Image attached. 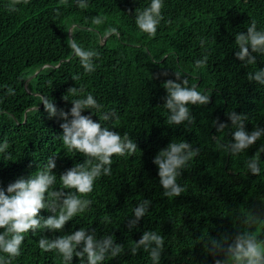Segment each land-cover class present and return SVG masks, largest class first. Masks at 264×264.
Listing matches in <instances>:
<instances>
[{"label": "trees", "instance_id": "16d2710c", "mask_svg": "<svg viewBox=\"0 0 264 264\" xmlns=\"http://www.w3.org/2000/svg\"><path fill=\"white\" fill-rule=\"evenodd\" d=\"M150 3L0 0V148L6 141L9 145L0 152V185L5 191L9 183L46 167L49 157L56 164L53 188L60 190V175L86 160L67 150L61 138L64 120L58 114L50 117L45 99L58 113H70L72 100L90 93L103 105L92 118L101 122L100 115L108 114L102 126L127 133L137 145L134 153L113 156L111 175L98 178L94 191L84 197L92 200L88 210L68 222L64 232L37 229L25 234L21 254L11 264H64L57 252H42L38 240L81 227L88 234L95 229L97 239L113 236L99 264H235L228 249L237 237L255 235L257 242H264V82L255 78L264 71V53L249 46L255 64L235 55L240 50L237 33L247 34L253 20L256 30L264 31V0H163V20L154 37L135 22L137 10ZM70 40L96 53L90 58L95 71H85ZM205 55L206 66L196 68V60ZM185 78L210 100L189 104L194 119L168 124L171 110L164 107V82L182 83ZM81 87L77 95L68 92ZM232 113L241 119L234 123ZM241 123L246 133L261 135L234 152V134ZM174 141L187 142L198 152L177 177L185 191L169 198L153 161ZM252 164L258 172H252ZM145 200L146 212L137 218L134 210ZM51 214L41 211L45 218ZM145 232L163 237L158 259L150 256L155 242L148 251L141 246L132 252ZM116 245L123 252L111 257ZM77 250L82 251V245ZM69 264L82 262L74 255Z\"/></svg>", "mask_w": 264, "mask_h": 264}, {"label": "clouds", "instance_id": "9594fccd", "mask_svg": "<svg viewBox=\"0 0 264 264\" xmlns=\"http://www.w3.org/2000/svg\"><path fill=\"white\" fill-rule=\"evenodd\" d=\"M16 2L19 3L20 0H16ZM23 2L27 3L28 0H23ZM163 7V0H151L150 5L143 11L137 10L135 22L138 28L154 37L161 20H163ZM94 23L99 24L101 21L95 19ZM235 44L240 49L235 55L240 60H245L247 57V64H255L256 57L252 56L249 46L252 52L264 53V31H257L256 21L253 20L247 34L242 32L236 34ZM69 45L74 49V54L80 59L85 71L89 73L95 71L90 58L96 53L84 51L81 47H77L72 40L69 41ZM207 62L208 56L205 55L203 59L196 60L195 66L203 68ZM175 74L179 79L180 74ZM255 78L264 82V71L258 72ZM249 79H252L251 74H249ZM163 86L168 92L164 107L171 110V114L167 118L168 124H180L183 121L194 119L190 115L189 104L204 105L210 100V95L202 94L203 92L198 90L196 85L189 86L186 78L182 83L168 79ZM78 91L83 92V88L81 87L79 90L70 88L68 92L77 95ZM9 93H13L11 88H9ZM64 99H68L66 95ZM43 104L50 117L58 114L63 118L64 123L60 125L63 129L61 138L67 150L83 154L86 160L84 163H76L60 175L62 185L60 190L53 188L56 183V175L52 171L56 167L53 157H49L46 167L38 169L29 178L21 177L15 182L9 183L6 191L0 185V229H4L3 232H0V252L7 254V257L0 255V264H11L13 258L20 256L25 234L30 231L33 234L37 229L64 232L68 222L90 208L92 200L84 197L94 191L98 178L102 175H111L113 156L134 153L137 148L127 133L121 135L118 131L102 126V122L110 119L108 114L100 115L101 122L92 118L93 115L100 112L103 105L99 104L90 93L86 98L72 100L73 107L70 113L63 109H60L58 113L55 104L47 99L43 101ZM85 109L95 111L89 115H83L82 112ZM112 115L115 113L112 112ZM231 119L235 123L241 118L232 113ZM224 127L226 125H221L220 129ZM260 135V131L246 133L241 123L240 129L234 134L236 140L233 145L234 152L243 151L254 144ZM8 147L6 141L3 148H0V152ZM190 149L191 146L187 142L174 141L169 144L167 149H162L153 161L159 167L158 175L160 184L165 189L164 195L169 198L178 197L185 191V188L177 183V177L181 175L180 169L197 156L198 150L193 152ZM250 167L253 173L259 171L255 164ZM73 189L75 191H72ZM148 203L149 201L145 200L135 208L137 218L145 214ZM45 209L52 213L46 218L41 215V211ZM107 219L105 217V220ZM151 242H155L157 247L151 249L150 256L154 260L158 259L159 249L163 247V237L155 232H145L143 238L133 244V254L141 246L145 251H148ZM112 244L113 236L105 235L102 240L97 239L95 229L92 234H88L86 227L72 231L71 234L65 233L51 239L41 237L38 240L42 252H57L62 256L64 264H69L74 255L80 258L82 264H85V258L86 264H99V262L105 261L106 253ZM81 245L82 251L77 250ZM228 251L229 258L234 260L235 264H264V242H257L255 235L237 237L235 246H230ZM121 252H123V247L116 245L112 249L111 257H116ZM217 264L220 262L218 261Z\"/></svg>", "mask_w": 264, "mask_h": 264}, {"label": "water", "instance_id": "95a60500", "mask_svg": "<svg viewBox=\"0 0 264 264\" xmlns=\"http://www.w3.org/2000/svg\"><path fill=\"white\" fill-rule=\"evenodd\" d=\"M42 68H44V66H43ZM42 68H41V69H42ZM36 73H38V72H36ZM36 73H35V74H36Z\"/></svg>", "mask_w": 264, "mask_h": 264}]
</instances>
